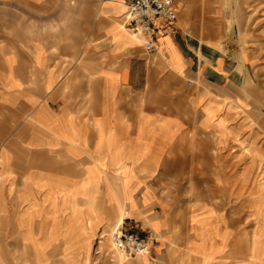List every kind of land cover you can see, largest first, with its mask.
Listing matches in <instances>:
<instances>
[{"label":"crops","instance_id":"0c3cea01","mask_svg":"<svg viewBox=\"0 0 264 264\" xmlns=\"http://www.w3.org/2000/svg\"><path fill=\"white\" fill-rule=\"evenodd\" d=\"M126 1L0 0V264H95L98 231L122 212L148 237L125 264H246L242 235L178 181L231 116L264 115L244 93L251 78L264 97V62L241 33L200 39L194 0L154 21L145 50ZM203 219L219 234H196ZM250 248L264 264V235Z\"/></svg>","mask_w":264,"mask_h":264},{"label":"rangeland","instance_id":"374dc122","mask_svg":"<svg viewBox=\"0 0 264 264\" xmlns=\"http://www.w3.org/2000/svg\"><path fill=\"white\" fill-rule=\"evenodd\" d=\"M191 5L194 12L189 25L200 39L205 37L209 40L211 37L215 42V39L236 37L241 33L257 62H264V0H194ZM235 10L242 11V18L232 17ZM259 80L263 81L260 89L264 96V74L259 76ZM247 81L244 93L263 107L261 101L264 97L250 90L254 85L256 91L257 81L254 84L251 78ZM234 117H230L233 124L229 125L226 133L211 132L206 136L204 146L194 148V152L200 155V161L194 164L193 177L180 179L178 187L180 190L193 189L194 197L206 199L216 213L224 214L227 235H242L244 263L250 264L251 239L264 235V115L258 121L249 115L238 114L236 123ZM124 213H120L107 228L98 231L92 248L95 264H107L110 260L115 264H125L131 258L113 250L108 237ZM184 215L183 210L175 212L176 219L181 220ZM216 217L220 219L212 212L211 219ZM201 225L195 230L196 234H219L217 225L212 224L209 232L206 220L203 219ZM228 252L233 255L234 248H229Z\"/></svg>","mask_w":264,"mask_h":264},{"label":"built area","instance_id":"2783aa9c","mask_svg":"<svg viewBox=\"0 0 264 264\" xmlns=\"http://www.w3.org/2000/svg\"><path fill=\"white\" fill-rule=\"evenodd\" d=\"M122 15L124 26L132 33L142 35L145 50H152L156 37L154 21L173 22L177 17L175 0H127ZM110 246L124 256L145 253L148 237L132 222L118 221L109 232Z\"/></svg>","mask_w":264,"mask_h":264},{"label":"bare ground","instance_id":"6f19581e","mask_svg":"<svg viewBox=\"0 0 264 264\" xmlns=\"http://www.w3.org/2000/svg\"><path fill=\"white\" fill-rule=\"evenodd\" d=\"M119 219V218H118ZM117 252H119V251H117ZM120 254H122L121 252H119ZM142 254H145V253H142ZM142 254H138V255H142Z\"/></svg>","mask_w":264,"mask_h":264}]
</instances>
